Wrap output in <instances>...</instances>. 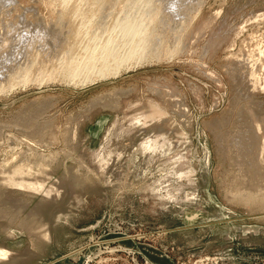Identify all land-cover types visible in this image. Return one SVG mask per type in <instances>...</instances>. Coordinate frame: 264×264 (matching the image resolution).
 I'll return each instance as SVG.
<instances>
[{
  "label": "rangeland",
  "instance_id": "374dc122",
  "mask_svg": "<svg viewBox=\"0 0 264 264\" xmlns=\"http://www.w3.org/2000/svg\"><path fill=\"white\" fill-rule=\"evenodd\" d=\"M188 8L175 55L116 78L1 75L0 264H264V0ZM62 9L0 0V64L50 71Z\"/></svg>",
  "mask_w": 264,
  "mask_h": 264
},
{
  "label": "bare ground",
  "instance_id": "6f19581e",
  "mask_svg": "<svg viewBox=\"0 0 264 264\" xmlns=\"http://www.w3.org/2000/svg\"><path fill=\"white\" fill-rule=\"evenodd\" d=\"M60 1L63 4V9L61 10V12H59V17L62 18V16L70 15V18H73V22L76 20L75 18L81 19L79 20V23L81 21L79 27L73 24L75 27H72V29H68L67 31L65 30V37L69 38V43H67L64 54L62 53L63 55H61L60 57L57 55L58 57L54 61L52 60L53 63L52 61H49L51 62V65L50 63H48L51 66V69H49L50 71H46L47 69L43 68V70L46 69L45 71L48 73H45V71L43 73L41 71V78H36V76L35 78H31L33 77V69L38 67L40 64L38 63V65L36 60L34 62H28L29 64H27L26 61L27 65H25L23 69H19L21 71H18L17 67L20 62L17 65L12 63L13 57H11L9 53H7L8 55H6L4 59L2 58V65L0 64L2 67L0 70V77L3 76L2 74H4V72L5 74H8L6 83L8 88L10 86L11 88H13L14 86H17L19 84H26L30 81L32 82V80L43 83L49 81L53 82L57 79L62 80V82H69V84H72L73 86H84L87 84L95 83L98 80L102 81L109 78H116L124 72L130 71L131 69H134L137 66H141L145 63H150L152 61L154 62V60H158L159 62V60L161 61L162 59L171 58L180 50V31L182 26H185L183 24V21H185L183 15L185 14V11H187L188 5L191 2V0H122V2H124L123 5L120 6L121 8H119L118 13H113V16H111L110 18L112 24H106L110 21L106 19L107 14L104 13L105 10L107 11L108 9L109 0ZM81 5H85L88 10L85 8H80ZM110 15L112 14L110 13ZM104 19L106 20V23L103 21ZM172 19L173 28L172 33L168 31L170 33L169 34L165 30V28L167 27H165V25ZM168 25L171 26L169 23ZM185 28L187 29V27ZM52 30L54 31V29ZM29 34L30 33L28 31L27 35ZM58 34L61 35V32ZM65 41L67 42L68 39ZM18 50L20 51L19 48ZM38 55L39 57L37 55L36 56L40 58L39 52ZM32 56H35V54ZM18 59H20V57H18ZM34 59L37 58L35 57ZM22 60L25 62L24 58H22ZM44 64H42V66H45ZM8 65H11L9 69L7 68ZM40 67H38V71L35 69L36 72H39ZM1 84L4 83L1 82ZM1 88L3 89V87ZM1 88L0 90L4 91ZM4 89L6 91V88ZM245 131L244 133H246ZM246 134L248 135V133ZM249 135L252 136L251 133ZM254 136L255 134L253 135V137ZM245 141L246 140L242 141L241 143H245ZM241 143L239 142V146L241 147V149L237 151L239 154L237 156V161L239 163L238 165H242V163L245 164L243 158H246L245 151ZM243 169L245 170V168ZM246 182H248L247 179ZM246 182L245 185L248 184H246ZM244 189H246V187H244ZM246 195H248V193L244 196ZM254 202L255 201H253V203ZM0 256L6 257V252L4 250H0Z\"/></svg>",
  "mask_w": 264,
  "mask_h": 264
}]
</instances>
